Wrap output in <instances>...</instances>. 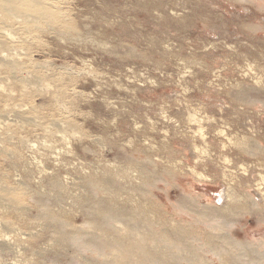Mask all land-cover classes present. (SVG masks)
Masks as SVG:
<instances>
[{"label": "rangeland", "instance_id": "1", "mask_svg": "<svg viewBox=\"0 0 264 264\" xmlns=\"http://www.w3.org/2000/svg\"><path fill=\"white\" fill-rule=\"evenodd\" d=\"M197 255L264 264V0H0V264Z\"/></svg>", "mask_w": 264, "mask_h": 264}, {"label": "bare ground", "instance_id": "2", "mask_svg": "<svg viewBox=\"0 0 264 264\" xmlns=\"http://www.w3.org/2000/svg\"><path fill=\"white\" fill-rule=\"evenodd\" d=\"M245 87V86H244ZM213 88V87H212ZM243 90V89H242ZM247 92V91H246ZM241 95V94H240ZM240 97V96H239ZM191 114V113H190ZM193 114V113H192ZM191 114V115H192ZM193 116H195V115H193ZM195 120V119H194ZM208 120V119H207ZM212 120V119H211ZM203 126V125H202ZM202 126H200V128H199V130L198 131H202ZM220 131V130H219ZM222 131V130H221ZM196 132V131H195ZM194 132V133H195ZM224 132V131H223ZM201 136V135H200ZM204 136V135H203ZM205 137V136H204ZM196 147V146H195ZM206 151V150H205ZM188 159V158H187ZM192 170V169H191ZM245 170H247L246 168H245ZM194 171V170H193ZM243 173V172H242ZM247 172H245V174H246ZM195 174L200 178V179H205V180H211L208 176H206L205 174H203V173H201L200 171H196L195 172ZM261 183H259L258 185H260ZM189 185V184H188ZM229 188H231V186H229ZM227 196H229L230 197V201H234L235 203H234V205H237V203H238V201H240V200H238V198H237V196L236 195H234V192H228L227 193ZM236 196V197H235ZM245 205V204H244ZM243 205V206H244ZM256 205V203H254V206ZM183 208V207H182ZM250 209H253V207L250 205V207H249ZM248 210V209H247ZM262 211V210H261ZM177 213V212H176ZM181 213V212H180ZM183 214H184V212H183ZM186 214V213H185ZM230 216L232 215L231 213L229 214ZM225 216V215H224ZM227 216V215H226ZM225 216V217H226ZM259 216V215H258ZM233 217V216H232ZM228 218V217H227ZM182 232V231H181ZM138 233V232H137ZM175 235V234H174ZM181 237V236H180ZM184 239V238H183ZM229 240V242H230V238L228 239ZM171 241V240H170ZM232 241V240H231ZM129 242V241H128ZM174 242V241H173ZM125 243V242H124ZM122 244V243H121ZM127 244V243H126ZM157 244V243H156ZM174 244H176V243H174ZM124 245V244H123ZM183 245V244H182ZM160 246V245H159ZM203 246V245H202ZM125 247V246H124ZM175 247H177V248H179V245H175ZM129 248V247H128ZM194 248H195V246H194ZM136 249V248H135ZM144 249V248H143ZM215 249V248H214ZM145 251V250H144ZM196 251V250H195ZM219 251V250H218ZM127 253L130 255V254H138L139 253V251L137 250L136 252H133L132 251V249L130 248L129 249V251H127ZM192 253V252H191ZM219 253V252H218ZM141 254H144V255H146L147 253H145V252H143V253H141ZM217 256H220L221 258H222V260H223V262L224 263H228V260L226 259V257L225 256H223V255H219V254H217V250H216V253H215ZM143 255V256H144ZM150 255V254H149ZM200 255V254H199ZM207 255V254H206ZM133 256H135V255H133ZM154 256V255H153ZM182 256V255H181ZM202 256V255H201ZM135 257H138V256H135ZM151 257V256H150ZM197 257H198V255H197ZM126 258V257H125ZM129 258H131L130 256H129ZM139 258V257H138ZM144 258V257H143ZM157 258V257H156ZM177 259H179V253L177 254ZM176 259V260H177ZM229 259V258H228ZM163 260V259H162ZM230 260V259H229ZM135 261V260H134ZM188 261V260H187ZM137 262H138V260H137ZM151 262V261H150ZM152 262H153V264H166V263H164L163 261H161V260H159L158 261V259H155V260H152ZM195 262V264H197V263H201V262H207L206 261V258L205 257H198L197 258V261H194ZM190 263H193V262H189V264ZM214 263V262H213ZM208 264V263H207Z\"/></svg>", "mask_w": 264, "mask_h": 264}]
</instances>
